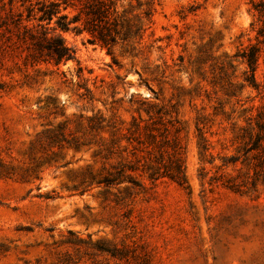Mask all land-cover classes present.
I'll return each instance as SVG.
<instances>
[{"label": "rangeland", "instance_id": "374dc122", "mask_svg": "<svg viewBox=\"0 0 264 264\" xmlns=\"http://www.w3.org/2000/svg\"><path fill=\"white\" fill-rule=\"evenodd\" d=\"M18 1L26 17L29 3ZM139 1L140 8L134 0L113 3L125 17H144L142 38L118 40L108 53L87 33H64L76 60L59 67H32L18 30H0V264H57L63 255L69 264H264V186L256 197L208 183L223 158L236 154L235 133L264 107V55L256 87L236 57L256 43L258 14L251 0ZM150 106L176 108L186 126L189 189L167 179L143 180L145 190L133 195L124 186L107 195L88 187L86 169L101 167L89 118L127 124L146 118ZM200 114L216 133H207L213 165L199 156ZM61 125L63 148L45 137ZM123 244L124 262L97 251Z\"/></svg>", "mask_w": 264, "mask_h": 264}, {"label": "trees", "instance_id": "16d2710c", "mask_svg": "<svg viewBox=\"0 0 264 264\" xmlns=\"http://www.w3.org/2000/svg\"><path fill=\"white\" fill-rule=\"evenodd\" d=\"M60 1H63L64 6L52 0H37L34 4L32 0H27L28 13L24 17L22 12L16 11L18 0H0V30H18L17 42L25 47V60L32 67L42 64L59 67L76 60L75 50L68 46L63 36L70 31L78 35L89 34L91 38L88 42L107 49L108 53H111L118 40L129 43L133 37L143 36L144 17L130 18L119 14L114 0H109L110 3L106 0H92L90 3L76 0L77 4L74 0ZM132 1L129 0L130 5ZM134 1L138 8L142 7L139 0ZM251 3L258 14L256 43L242 48L236 57L247 64L251 74L246 75L245 79L249 85L256 87L255 71L264 55V0H251ZM24 4L22 2L21 6ZM68 9L76 11L71 18L62 13ZM144 14L146 17L150 15L147 12ZM78 88L85 90L83 96L92 95V91L85 86L78 84ZM150 108L151 110H146V118L138 114L132 116L127 124L116 118H89L88 129L98 142V150L94 156L101 167L96 173L90 168L86 169L83 182L88 183V187L96 185L107 195L113 188L124 186V190L133 195L145 190L143 180L155 184L167 179L181 188L189 189L184 143L188 133L186 126L178 119L179 112L176 108ZM222 113L227 120L232 119L230 115ZM195 126L200 159L213 165L215 159L210 152L212 143L207 133H210V137L216 133L209 132L212 126H209V120L203 114L196 118ZM66 135L65 127L61 125L57 129L47 130L45 137L50 145L63 148L67 142ZM232 145L235 146L236 154L223 158V164L217 167V174L211 176L208 183L212 187L220 186L241 196L258 197L259 186H264V107L257 109L255 116L246 119L245 126L235 133ZM229 167L232 173L226 172ZM202 170L204 172L205 169ZM204 178L203 175L202 179ZM68 234L73 235L71 231ZM97 251L106 253L119 262L128 260L124 244L121 247L114 245L112 249L99 246ZM67 259L66 255L60 256L57 264H69Z\"/></svg>", "mask_w": 264, "mask_h": 264}]
</instances>
